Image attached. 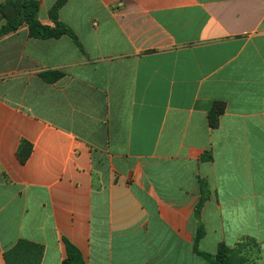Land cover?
I'll return each mask as SVG.
<instances>
[{
  "label": "crops",
  "instance_id": "obj_1",
  "mask_svg": "<svg viewBox=\"0 0 264 264\" xmlns=\"http://www.w3.org/2000/svg\"><path fill=\"white\" fill-rule=\"evenodd\" d=\"M59 20L78 44L0 38V264L20 240L41 264L66 242L86 264H201L200 224L201 252L249 239L264 264V0H67Z\"/></svg>",
  "mask_w": 264,
  "mask_h": 264
},
{
  "label": "trees",
  "instance_id": "obj_2",
  "mask_svg": "<svg viewBox=\"0 0 264 264\" xmlns=\"http://www.w3.org/2000/svg\"><path fill=\"white\" fill-rule=\"evenodd\" d=\"M67 0H57L49 10V18L54 27L43 25L40 21L41 2L38 0H8L0 5V16L5 24L0 28V38L17 32L22 26H27L29 35L35 39H59L63 36L71 37L77 44L75 35L59 20V13ZM62 74H57L58 79ZM47 79V76H44ZM226 111V103L214 102L209 111V124L212 128H218L220 118ZM32 145L23 141L18 150V158L25 163L30 157ZM208 199L205 184L202 183V198L196 208V217L200 218L201 210ZM205 236L202 224L199 225L194 243V252L201 264H256L250 262L246 255H242L243 249L248 243H256L252 240H243L236 247L230 248L225 244L219 246L215 255L201 252L198 249L200 240ZM246 242L244 245L242 243ZM67 258L64 264H86L81 252L70 242H66ZM245 250V249H244ZM44 256V247L26 240H20L12 249L4 254L6 264H41Z\"/></svg>",
  "mask_w": 264,
  "mask_h": 264
},
{
  "label": "rangeland",
  "instance_id": "obj_3",
  "mask_svg": "<svg viewBox=\"0 0 264 264\" xmlns=\"http://www.w3.org/2000/svg\"><path fill=\"white\" fill-rule=\"evenodd\" d=\"M245 243L246 242L242 243V245H244ZM244 249L242 255H246L245 257H248L250 262H254L255 261L254 256L256 255V246L254 244L248 243Z\"/></svg>",
  "mask_w": 264,
  "mask_h": 264
}]
</instances>
